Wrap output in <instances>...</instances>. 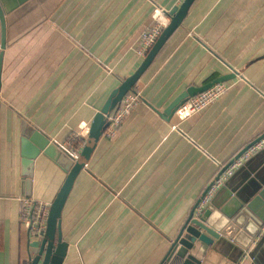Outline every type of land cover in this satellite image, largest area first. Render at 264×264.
<instances>
[{"label":"crops","instance_id":"crops-1","mask_svg":"<svg viewBox=\"0 0 264 264\" xmlns=\"http://www.w3.org/2000/svg\"><path fill=\"white\" fill-rule=\"evenodd\" d=\"M183 1L28 0L6 15L0 264H29L22 199L53 203L67 179L41 154L27 188L24 123L75 159L93 148L82 157L86 166L62 212L68 245L63 264H165L222 167L264 136V0H196L138 82L139 103L117 137L103 135L95 143L88 136L73 153L74 136L84 124L91 126L112 92L144 61L138 48L155 10L170 13ZM223 77H231L224 82L228 93L199 115L184 121L165 115L188 89ZM263 160L253 159L252 168ZM241 234L238 244L211 259L209 252L202 264H264V228L254 240L250 232Z\"/></svg>","mask_w":264,"mask_h":264},{"label":"water","instance_id":"water-1","mask_svg":"<svg viewBox=\"0 0 264 264\" xmlns=\"http://www.w3.org/2000/svg\"><path fill=\"white\" fill-rule=\"evenodd\" d=\"M27 1L0 0V48L2 51L0 56V89L4 51L7 47L6 15ZM195 2L196 0H184L180 6L175 7L170 12L171 22L169 26L164 29L140 67L112 92L104 107L95 116L90 127L89 137L91 141L99 142L109 125V116L120 106L124 98L134 90L159 52L181 27ZM230 78L223 77L204 87L188 89L170 105L165 111V115H175L176 111L189 99L206 92L214 85L229 81ZM21 134V156L25 177H27L25 185L28 189L29 185L32 184L31 176L34 162L41 154L54 161L67 174L63 187L52 203L43 238L37 241L30 239L29 241V264H63L68 245L63 241L61 233L62 212L76 178L86 166V161L82 157L88 158L93 148L86 147L82 152L81 159H74L73 156L51 143L27 123L22 125ZM263 138L264 136H261L252 142L234 161ZM257 157H264V152L255 155L253 159ZM252 160L246 162L243 167L234 173L219 191L218 198L213 200L202 214L196 216L195 209L193 210L189 220L172 244L171 251L165 259L167 262L202 264L209 252L211 253L208 257L211 259L213 253L221 255L226 253L232 247V242L238 244L242 235L241 232H250L252 240L258 237V234L264 228V162H262L263 166L258 170H254L251 166L254 162H251ZM247 171H249L247 179L239 181L242 173H247ZM215 201H218L217 205H215ZM220 202L222 203L221 206L219 205Z\"/></svg>","mask_w":264,"mask_h":264},{"label":"built area","instance_id":"built-area-1","mask_svg":"<svg viewBox=\"0 0 264 264\" xmlns=\"http://www.w3.org/2000/svg\"><path fill=\"white\" fill-rule=\"evenodd\" d=\"M170 22V13L160 8L155 10L152 15V24L141 36L138 55L142 59L147 57L164 29L169 26ZM229 89L230 87L224 83L214 85L206 92L185 102L176 111L175 116L180 121H184L193 116L199 115L210 105L220 101L228 93ZM140 96L141 94L137 87L124 98L120 106L109 116V125L103 133L106 139L113 140L117 137L121 125L125 119L133 113V110L139 103ZM90 127L89 124H84L80 131L71 140L70 148L74 154H78L81 149L84 148V140H86L90 134ZM261 152H264V138L252 145L237 160L231 162L228 166H223L220 173L215 179H213L206 192L199 199L194 210L195 215L199 216L202 214V212L212 203L215 195L223 188L234 173L243 167L246 162ZM73 158L75 159V156H73ZM22 205L21 223L27 229L30 239L32 241L42 239L47 228L52 203L36 201L33 198H25L22 199Z\"/></svg>","mask_w":264,"mask_h":264},{"label":"trees","instance_id":"trees-1","mask_svg":"<svg viewBox=\"0 0 264 264\" xmlns=\"http://www.w3.org/2000/svg\"><path fill=\"white\" fill-rule=\"evenodd\" d=\"M137 88V86L134 88V90ZM90 140V139H89ZM88 140V141H89ZM86 144H87V141L86 140H84V147L86 146ZM165 264H173V262H165Z\"/></svg>","mask_w":264,"mask_h":264}]
</instances>
